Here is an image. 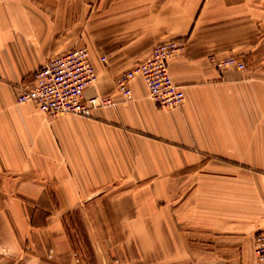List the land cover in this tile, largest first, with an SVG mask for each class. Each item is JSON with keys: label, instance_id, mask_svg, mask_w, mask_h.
<instances>
[{"label": "crops", "instance_id": "obj_1", "mask_svg": "<svg viewBox=\"0 0 264 264\" xmlns=\"http://www.w3.org/2000/svg\"><path fill=\"white\" fill-rule=\"evenodd\" d=\"M172 39L186 43L169 63L183 105L158 107L140 77L126 99L118 78ZM78 47L97 76L85 97L111 105L89 118L51 117L16 102L37 69ZM229 57L244 68L217 67ZM0 173L29 189L33 232L56 231L74 211L101 223L109 204L143 260L255 264L264 233V0H0ZM47 188L63 190L62 206L37 205Z\"/></svg>", "mask_w": 264, "mask_h": 264}, {"label": "rangeland", "instance_id": "obj_2", "mask_svg": "<svg viewBox=\"0 0 264 264\" xmlns=\"http://www.w3.org/2000/svg\"><path fill=\"white\" fill-rule=\"evenodd\" d=\"M13 176L0 173V264H156L147 259L150 254L143 260V253L135 249L136 237H128L133 245L124 242L121 221L109 204H104L107 220L101 223L85 224L74 211L58 220L56 231L33 232L27 215L36 205L26 202L29 189L15 187ZM45 191L37 205L46 206L47 198L55 208L62 206L61 188ZM90 214H95L93 209Z\"/></svg>", "mask_w": 264, "mask_h": 264}, {"label": "built area", "instance_id": "obj_3", "mask_svg": "<svg viewBox=\"0 0 264 264\" xmlns=\"http://www.w3.org/2000/svg\"><path fill=\"white\" fill-rule=\"evenodd\" d=\"M185 44L183 39H172L156 45L147 60L134 65L118 78L117 86L123 96L131 98L129 82L140 77L149 99L158 107L169 110L181 107L185 93L173 81L169 63ZM89 55L87 47H78L50 59L35 71L31 86L17 88L16 102H33L40 112L51 117L72 114L89 118L95 109L111 105L108 97H85L86 89L97 80ZM231 66L243 69L244 63L235 57L217 61L219 68ZM254 245L255 264H264V233L257 234Z\"/></svg>", "mask_w": 264, "mask_h": 264}]
</instances>
